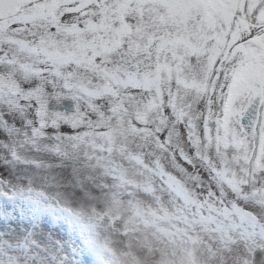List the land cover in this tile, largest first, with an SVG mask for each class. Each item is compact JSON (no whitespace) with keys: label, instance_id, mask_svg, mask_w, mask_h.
Returning a JSON list of instances; mask_svg holds the SVG:
<instances>
[{"label":"snow or ice","instance_id":"1","mask_svg":"<svg viewBox=\"0 0 264 264\" xmlns=\"http://www.w3.org/2000/svg\"><path fill=\"white\" fill-rule=\"evenodd\" d=\"M0 264H264V0H0Z\"/></svg>","mask_w":264,"mask_h":264}]
</instances>
